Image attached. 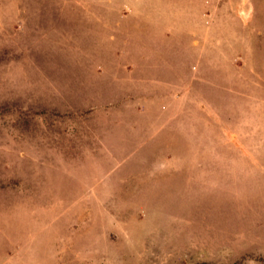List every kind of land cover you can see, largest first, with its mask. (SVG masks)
<instances>
[{
  "label": "rangeland",
  "instance_id": "374dc122",
  "mask_svg": "<svg viewBox=\"0 0 264 264\" xmlns=\"http://www.w3.org/2000/svg\"><path fill=\"white\" fill-rule=\"evenodd\" d=\"M0 264H264V0H0Z\"/></svg>",
  "mask_w": 264,
  "mask_h": 264
}]
</instances>
